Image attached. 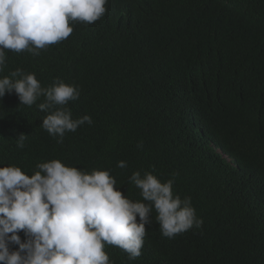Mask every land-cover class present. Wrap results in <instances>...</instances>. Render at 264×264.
Returning <instances> with one entry per match:
<instances>
[{
	"label": "trees",
	"instance_id": "16d2710c",
	"mask_svg": "<svg viewBox=\"0 0 264 264\" xmlns=\"http://www.w3.org/2000/svg\"><path fill=\"white\" fill-rule=\"evenodd\" d=\"M105 7L94 23L70 21V36L38 55L5 50L0 78L21 69L44 88L75 85L80 96L66 107L92 123L58 142L42 127L45 97L27 106L6 93L0 167L31 176L39 163L59 159L89 174L108 170L127 198L144 203L134 172L173 180L174 196L191 198L202 225L165 237L153 207L142 254L129 259L105 243L111 264H264V0H108Z\"/></svg>",
	"mask_w": 264,
	"mask_h": 264
},
{
	"label": "clouds",
	"instance_id": "9594fccd",
	"mask_svg": "<svg viewBox=\"0 0 264 264\" xmlns=\"http://www.w3.org/2000/svg\"><path fill=\"white\" fill-rule=\"evenodd\" d=\"M108 0H0V72L5 67V50L38 55L41 49L67 39L73 32L70 21L94 23L106 12ZM13 77H20L13 79ZM21 104L38 105L49 114L42 127L62 142L89 115L72 118L66 107L77 100L75 85L57 81L44 88L35 73L21 69L0 78V98L12 91ZM26 134L17 144L24 146ZM127 164L120 161L118 167ZM29 176L18 166L0 167V264H111L105 243L138 258L146 236V224L155 208L163 236L173 238L203 223L197 218L191 198L173 193V180L161 182L152 172H134L130 181L141 189L144 203L133 202L119 190L108 170L90 174L66 166L59 159L39 163ZM139 216V222H137ZM23 230L26 240L21 239ZM11 234V235H9ZM10 245H18L12 250Z\"/></svg>",
	"mask_w": 264,
	"mask_h": 264
}]
</instances>
